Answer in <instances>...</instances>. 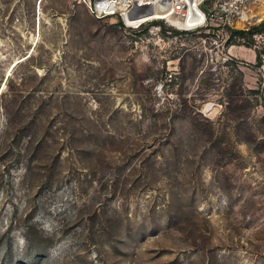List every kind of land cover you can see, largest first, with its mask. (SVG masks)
I'll return each instance as SVG.
<instances>
[{"label":"rangeland","instance_id":"obj_1","mask_svg":"<svg viewBox=\"0 0 264 264\" xmlns=\"http://www.w3.org/2000/svg\"><path fill=\"white\" fill-rule=\"evenodd\" d=\"M162 24L0 0V264H264V30Z\"/></svg>","mask_w":264,"mask_h":264},{"label":"built area","instance_id":"obj_2","mask_svg":"<svg viewBox=\"0 0 264 264\" xmlns=\"http://www.w3.org/2000/svg\"><path fill=\"white\" fill-rule=\"evenodd\" d=\"M96 19L120 20L128 28L139 30L146 23L165 21L184 33L213 32L225 29L228 38L238 37L235 30L248 31L254 25L251 6L264 0H81ZM148 14L145 21L126 22L130 15ZM157 16V17H156ZM244 23L235 26L236 21ZM243 40V39H242Z\"/></svg>","mask_w":264,"mask_h":264},{"label":"bare ground","instance_id":"obj_3","mask_svg":"<svg viewBox=\"0 0 264 264\" xmlns=\"http://www.w3.org/2000/svg\"><path fill=\"white\" fill-rule=\"evenodd\" d=\"M254 22H259L264 20V2L255 3L251 6ZM153 16L149 17L148 14H140V15H130L127 17L126 22H131V19H136V21H145L147 19L152 18ZM157 17V16H156ZM235 26L243 27L244 23L240 22L239 20L236 21Z\"/></svg>","mask_w":264,"mask_h":264},{"label":"trees","instance_id":"obj_4","mask_svg":"<svg viewBox=\"0 0 264 264\" xmlns=\"http://www.w3.org/2000/svg\"><path fill=\"white\" fill-rule=\"evenodd\" d=\"M151 24H154V25H161L162 26V32H165V29H164V25L162 24V21L161 20H157V21H152ZM160 26V27H161ZM258 29H263L264 30V23L260 26H257V27H253L252 29L248 30V31H243V30H235L233 31L234 34H236L239 38L243 39V41H245L246 39L249 38V36L255 31V30H258ZM175 33V32H174ZM256 58L257 60H260L261 58V54L260 52H257V55H256Z\"/></svg>","mask_w":264,"mask_h":264}]
</instances>
